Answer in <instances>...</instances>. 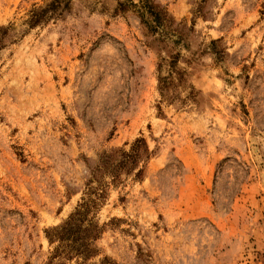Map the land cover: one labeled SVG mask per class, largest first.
<instances>
[{"label": "rangeland", "instance_id": "rangeland-1", "mask_svg": "<svg viewBox=\"0 0 264 264\" xmlns=\"http://www.w3.org/2000/svg\"><path fill=\"white\" fill-rule=\"evenodd\" d=\"M0 264H264V0H0Z\"/></svg>", "mask_w": 264, "mask_h": 264}, {"label": "trees", "instance_id": "trees-1", "mask_svg": "<svg viewBox=\"0 0 264 264\" xmlns=\"http://www.w3.org/2000/svg\"><path fill=\"white\" fill-rule=\"evenodd\" d=\"M153 17L155 18V22H157L161 26H163V23L166 22V20L162 18L160 13H153ZM61 235L62 238L65 237V234H61ZM57 236L60 237V234H57Z\"/></svg>", "mask_w": 264, "mask_h": 264}]
</instances>
